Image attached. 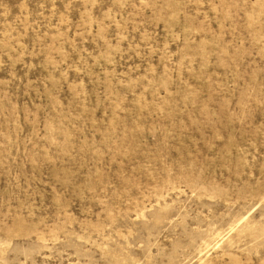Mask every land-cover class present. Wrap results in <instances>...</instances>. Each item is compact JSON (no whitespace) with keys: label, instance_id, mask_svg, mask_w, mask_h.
<instances>
[{"label":"rangeland","instance_id":"374dc122","mask_svg":"<svg viewBox=\"0 0 264 264\" xmlns=\"http://www.w3.org/2000/svg\"><path fill=\"white\" fill-rule=\"evenodd\" d=\"M0 264H264V0H0Z\"/></svg>","mask_w":264,"mask_h":264}]
</instances>
